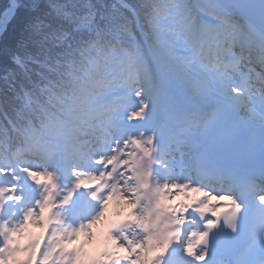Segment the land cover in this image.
Instances as JSON below:
<instances>
[{"label": "rangeland", "instance_id": "1", "mask_svg": "<svg viewBox=\"0 0 264 264\" xmlns=\"http://www.w3.org/2000/svg\"><path fill=\"white\" fill-rule=\"evenodd\" d=\"M187 2L201 15V32L195 40L186 38L182 18L173 7L168 11L169 17L157 24L158 33L172 52V64L167 68L169 84L174 90L182 93L190 92L192 90L190 86L197 85L199 81L193 76L196 75L194 68L205 74V67H209L214 60L212 53L215 47L208 35L215 30L218 31V27L222 25L219 22L215 28L218 19L201 11L197 7L199 2L192 0ZM225 32L229 40H234L238 35L236 31ZM233 50L234 46L229 45L227 52ZM216 52H220L217 47ZM197 55L207 64L194 67L193 59ZM90 67H93V63ZM135 70V64L127 58L125 63H118L117 59L113 58L99 68L95 87L87 94L82 105L84 110L78 114L79 121L77 123L61 121L55 127L52 137H47L44 133L39 138L43 143L41 150L45 153L44 160L34 159L35 163L28 158L23 160L24 156H18L23 145L15 150H7L11 158L8 157L0 168V264H13L11 259L14 264H29L37 248L40 251L32 264H120L119 260H116L117 256L124 258L122 264H142L140 259H144V255L140 252L129 253V249L138 250L139 243L145 239L141 232L144 226V212L140 214V211H135L138 223L142 222L140 230L133 225L124 226V229L130 231L128 239L133 246L129 249V244L121 247L118 245L120 239L108 232V221L114 219L113 216H122L124 210L128 208L135 210L136 207H144L137 196V191H134L132 183L134 177L129 173L132 172L130 157L133 156L129 155V151L118 153L117 141L113 144L109 139L100 141L101 138H98L99 142L111 147L110 153L105 155L110 165H115L119 169L121 167L118 176L108 170L107 191L102 195V199L113 203L117 214L112 216L106 213L108 206L99 210L90 206L91 194L84 190L88 184L83 176L90 178L93 172H86L85 175L84 166L89 159L81 156L85 150H91L94 154L100 150L89 140L85 132L92 129L87 126L90 124L89 119L97 112L99 103L104 101L106 95L123 98L121 89H127L133 78H139L138 75L135 76ZM252 70L258 71L256 67ZM246 72L251 73L248 69ZM141 82L143 83L139 81L140 84L132 88L138 92L136 95L138 102L128 109L132 113L131 118H128L130 127L138 116L145 115L150 121L152 110L160 108L162 100L171 107L180 104L178 97L167 84L162 82L156 88L150 89L148 85L143 87ZM212 88L206 87V91L210 92ZM96 91L100 94H96ZM101 94L104 96L100 97ZM256 98H261L264 103L263 94L256 95ZM120 143L126 147L129 145L124 140ZM42 237L44 240L40 243ZM105 238L106 241L109 240L108 245L102 243ZM112 248L119 253L111 254Z\"/></svg>", "mask_w": 264, "mask_h": 264}, {"label": "trees", "instance_id": "2", "mask_svg": "<svg viewBox=\"0 0 264 264\" xmlns=\"http://www.w3.org/2000/svg\"><path fill=\"white\" fill-rule=\"evenodd\" d=\"M9 0H0V17ZM0 37V158L28 136L52 130L62 116L81 110L83 89L95 71L123 53L136 62H169L156 24L169 8L182 18L188 38L198 16L186 0H14ZM90 73V76L87 75Z\"/></svg>", "mask_w": 264, "mask_h": 264}, {"label": "bare ground", "instance_id": "3", "mask_svg": "<svg viewBox=\"0 0 264 264\" xmlns=\"http://www.w3.org/2000/svg\"><path fill=\"white\" fill-rule=\"evenodd\" d=\"M192 1L199 2L200 4L197 5V7L205 13H210L218 17L225 16V10H223V7L220 4H218L215 0H192ZM14 8H15L14 0H9L8 6L4 9L5 13L2 15V17H0V37L4 29L6 28L7 23L12 17ZM248 37L255 44H257V46L264 48V37L263 36L259 35L254 30L249 29ZM201 64L206 65L207 62L205 61L203 63L200 57L197 55L193 59V65L194 67H196ZM205 68H206L205 74L201 73L197 68H194V70L196 71V75L194 74L193 76L197 77L199 81L197 85L190 86V88L192 89L190 92L181 94L182 101L180 103V107L178 108L171 107L167 103H165L164 100H162L159 105L160 108L156 107L155 109L152 110V118L149 121L151 125H154L159 120L160 113L163 114L164 119L165 118L170 119L171 123L174 124V126L178 128H184V129L192 128L195 122L196 124L200 125V121L205 119L207 114H209V111L206 110V108L202 106L196 105V103H194V101L196 100L193 101L192 98H194V96L199 95L201 99H204V103H205V100H207L208 103L206 105L210 103L211 107L213 106V103L217 102L216 98L209 95V93L206 91V87H209L212 83L211 77L213 76L212 75L210 76V74H207V71L210 70V68L208 67H205ZM231 84L226 87L230 88ZM214 87L217 88L220 86L219 84H216ZM238 105L243 107L242 103H238ZM259 107L261 106L259 105ZM163 124H166V121L163 120L162 122V120H160V124H159L160 129L163 128ZM137 125H140V124L137 123L136 126ZM163 129H165V127ZM151 137H152L151 140L155 139L156 141H159L161 139V137L158 136V134L155 136H151ZM164 137L165 139H168L167 135H165ZM151 140L149 141V146H148L149 150H150V145H151L150 142H152ZM144 142H147V140L145 141L143 140V143ZM158 143L159 142L155 144L154 148L157 146ZM148 159L146 160V163L148 165L147 172L141 171L142 178L144 180H147L148 183H145L144 180L142 179H138V181L135 182L136 186L139 188L141 187L140 190L143 191L144 195L147 196L148 200H153L154 194L159 196L163 200L171 197L172 201L176 205V208L174 207L173 211L170 210L169 208L171 207L168 206L165 201L156 203V206L154 204L153 207H151V212H152V215L154 216L155 225H152L151 227H149L147 232H144L142 234L143 237H145L146 233H149L152 237V239L149 242H146V239L141 240L142 252H146V251L152 252L153 255L156 256L162 262L166 263L169 261L171 263L172 260L176 258L178 251L177 249L171 246L170 240L174 238V236L179 235L177 234L176 229H178L179 232L185 229V228H177L178 222H175L176 219L171 214V211L175 213V215H178V217H182V216H183L182 218L185 217L186 220L196 216V218L193 219L194 221L193 226L188 228L187 234L181 238L180 236H178L179 242L181 244L183 243L184 245L187 240L189 232L199 227L198 221L200 220V217H198L197 214H206L211 207V204H210L211 202L209 203V206H204V203L208 201V197L203 196L198 191V189H195L189 184H187L186 182H184V179L182 178V176L176 177V178L169 177V179L165 178L163 180V183H159V181H162V178L161 176L158 175L157 169H154L153 164L150 165L151 162L149 163ZM154 162L155 160H153V163ZM175 166L177 168L180 167L181 169H183L184 167H187V166H181V164L179 163L175 164ZM91 168H94V167H91ZM172 170H176V168ZM193 170L198 172L195 168ZM172 181H176L174 184H177L178 187L183 188L182 191L180 192L181 194L180 198L177 197V193L175 189H170L168 193H165L164 190L161 189L163 185L166 186L170 184ZM157 184H160L159 186L160 189L154 186ZM121 191H122V188H121ZM183 192H186V194H183ZM188 194H192L195 197V202L197 203L196 205L192 206L190 213L187 212L188 205L191 202L190 198H188ZM184 197H187V200H185L186 205L184 206L182 210L180 203L182 200L181 198H184ZM119 220L126 222L125 220H121V219ZM117 224H119V222ZM48 227L50 228L51 225L49 224ZM51 242H54V241H51ZM122 263L123 262L121 261L120 264Z\"/></svg>", "mask_w": 264, "mask_h": 264}, {"label": "snow or ice", "instance_id": "4", "mask_svg": "<svg viewBox=\"0 0 264 264\" xmlns=\"http://www.w3.org/2000/svg\"><path fill=\"white\" fill-rule=\"evenodd\" d=\"M13 235H15V233H13ZM36 252H38V248L33 252V255H36ZM190 254H191V250H189Z\"/></svg>", "mask_w": 264, "mask_h": 264}, {"label": "water", "instance_id": "5", "mask_svg": "<svg viewBox=\"0 0 264 264\" xmlns=\"http://www.w3.org/2000/svg\"><path fill=\"white\" fill-rule=\"evenodd\" d=\"M5 13V11L3 10V12L1 13V17H2V15Z\"/></svg>", "mask_w": 264, "mask_h": 264}]
</instances>
